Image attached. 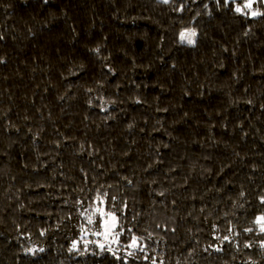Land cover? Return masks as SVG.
Wrapping results in <instances>:
<instances>
[{"label": "trees", "instance_id": "trees-1", "mask_svg": "<svg viewBox=\"0 0 264 264\" xmlns=\"http://www.w3.org/2000/svg\"><path fill=\"white\" fill-rule=\"evenodd\" d=\"M239 2L0 0V264H264V2Z\"/></svg>", "mask_w": 264, "mask_h": 264}, {"label": "rangeland", "instance_id": "rangeland-1", "mask_svg": "<svg viewBox=\"0 0 264 264\" xmlns=\"http://www.w3.org/2000/svg\"><path fill=\"white\" fill-rule=\"evenodd\" d=\"M258 0H241V2L238 3V5L236 6V10L242 12V13H249V14H253L252 12H250V9L253 8V6L255 5V3ZM264 2V0H261ZM181 42L186 43V44H192L194 42V34L191 33H183L180 37ZM0 203H2L0 201ZM0 219H4L5 222L7 220V212H6V208L5 206L2 204H0ZM111 222V218H108L106 220H104V225L110 226L108 223ZM109 230L111 229L108 228ZM109 230H105V232L107 234H109ZM114 238H109V243L113 242Z\"/></svg>", "mask_w": 264, "mask_h": 264}]
</instances>
